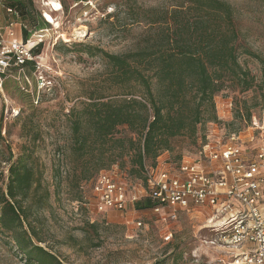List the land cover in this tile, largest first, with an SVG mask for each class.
Segmentation results:
<instances>
[{"label":"rangeland","instance_id":"rangeland-1","mask_svg":"<svg viewBox=\"0 0 264 264\" xmlns=\"http://www.w3.org/2000/svg\"><path fill=\"white\" fill-rule=\"evenodd\" d=\"M181 1L33 0L36 11L48 24L43 30L33 31L31 43L27 44L28 50H34L42 42L40 54L33 57L36 69L21 67L16 58L10 57L6 59L7 66L0 70V128L4 138L0 145V188L5 190L8 182L9 164L3 162L6 146L12 149L15 161L22 149L30 145L29 139L22 137L24 124L30 119L35 132L41 135L35 158L51 193L47 207L38 213L39 229L44 246L65 264H214L218 259H228L226 250L213 244L218 231L208 210L181 211L178 219L168 225L157 216L138 214L134 209L123 216H103L97 214L93 205L91 185L79 188L71 182L75 165L67 149L71 144L70 110L80 102H88L85 96L91 92L106 96L122 92L119 85L109 81L111 69L97 50L114 55L135 51L145 37L155 32L152 21ZM222 1L235 9L240 33L239 62L256 83L247 92L228 83L215 98L219 121L200 126L198 143L211 134L215 142L225 144L236 133L241 134L237 145L252 149L257 146L258 137L264 135L260 129L264 124V93L259 89L262 66L243 50L264 58V0ZM6 3L7 0H0V60L1 50L11 38L7 27L17 22L8 13ZM14 33L18 41L26 44L22 26ZM87 50L95 55H88ZM120 131L124 133V129ZM196 146L189 139H177L174 150L167 153L169 161L195 153ZM59 162L63 176L58 184L55 167ZM125 162L124 169L129 170V159ZM118 178L130 184L137 181L122 171ZM138 221L143 227H137ZM167 233L173 234L171 241L165 240ZM0 264H25L14 242L2 234Z\"/></svg>","mask_w":264,"mask_h":264},{"label":"trees","instance_id":"trees-1","mask_svg":"<svg viewBox=\"0 0 264 264\" xmlns=\"http://www.w3.org/2000/svg\"><path fill=\"white\" fill-rule=\"evenodd\" d=\"M6 7L23 25L25 43L33 31L48 26L33 0H7ZM152 22L155 32L135 51L114 55L97 50L111 69L109 81L122 92L114 96L91 92L85 96L88 102H80L69 112L71 144L67 149L74 158L71 182L76 187L91 185L101 171L113 166L134 179L145 180L146 167L156 166L163 154L171 153L177 139L186 138L199 146L200 126L219 121L215 98L228 83L244 92L255 86V77L239 62L240 33L235 9L227 2L182 0ZM41 47L39 44L33 50L34 56L40 54ZM86 53L95 55L91 50ZM243 53L260 62L259 89L264 93V58L247 49ZM21 67L35 70V61H26ZM34 128V122L26 120L22 137L29 139L30 145L15 161L12 149L6 146L3 162L9 164V175L5 190L0 188V234L14 242L25 264H65L44 246L39 229L38 213L47 207L51 193L35 158L41 135ZM3 141L0 128V145ZM127 158L129 170L124 169ZM60 164L55 167L58 184L63 176ZM152 205L144 200L136 209Z\"/></svg>","mask_w":264,"mask_h":264},{"label":"built area","instance_id":"built-area-1","mask_svg":"<svg viewBox=\"0 0 264 264\" xmlns=\"http://www.w3.org/2000/svg\"><path fill=\"white\" fill-rule=\"evenodd\" d=\"M7 11L17 19L13 10ZM18 23L8 26L13 29ZM9 35L8 45L1 50L0 70L10 57L20 65L34 61L33 50L27 49L33 36L23 44L14 38L13 31ZM260 129L264 131V124ZM214 139V135H206L195 153L179 163L160 162L159 158L156 166L146 167L145 180L135 184L119 180L118 166L101 171L91 183L97 214L123 216L133 209L136 212V204L150 200L152 207L143 211L168 225L181 211L208 210L218 231L213 244L228 254V259H218L214 264H264V135L252 149L237 145L241 134H231L225 144ZM137 227L143 223L138 221ZM172 238V233L165 236L166 241Z\"/></svg>","mask_w":264,"mask_h":264},{"label":"crops","instance_id":"crops-1","mask_svg":"<svg viewBox=\"0 0 264 264\" xmlns=\"http://www.w3.org/2000/svg\"><path fill=\"white\" fill-rule=\"evenodd\" d=\"M18 28H21V25L16 24L15 27H14L13 29H10L9 26H8V27H7L8 34H9L11 31H13V32H14V30L16 31ZM14 34H15V33H14ZM15 35H16V34H15ZM14 38L17 39L15 36H14ZM10 39H11V38H10ZM10 39H9V40H10ZM168 157H169V154L166 153V154H164V155L160 158L159 161H160V162H169ZM137 205H138V204H136L133 208L136 209V206H137ZM136 210H137V209H136ZM133 212H135V211H133ZM138 212H140V213H145L146 211L144 212L143 210H140V211L137 210L136 213H138ZM140 213H138V214H140ZM146 213H149V212H146ZM117 214H118V213H117Z\"/></svg>","mask_w":264,"mask_h":264}]
</instances>
